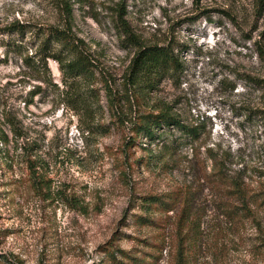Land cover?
<instances>
[{"label":"rangeland","instance_id":"obj_1","mask_svg":"<svg viewBox=\"0 0 264 264\" xmlns=\"http://www.w3.org/2000/svg\"><path fill=\"white\" fill-rule=\"evenodd\" d=\"M67 1L92 64L74 81L38 65L33 33L62 28V7L0 0V264H264V0ZM120 17L177 73L127 85ZM150 113L197 139L136 136Z\"/></svg>","mask_w":264,"mask_h":264},{"label":"trees","instance_id":"obj_2","mask_svg":"<svg viewBox=\"0 0 264 264\" xmlns=\"http://www.w3.org/2000/svg\"><path fill=\"white\" fill-rule=\"evenodd\" d=\"M51 1L56 6L62 7L66 13L67 20L62 28L51 27L42 32L33 33L42 44L38 51L40 53L39 55H41L38 65L44 69L46 68V61L52 59L57 63L59 71L65 79L74 81L86 77L91 71L92 64L83 50V42L72 31L71 24L69 23V19L71 18L69 3L67 0ZM261 5V2L260 5L258 2L257 7ZM119 21V29L126 37L125 42L138 48L126 74L127 85L134 87L137 84L146 82V84H150L151 86L154 84L156 78L160 79L169 74L173 75L177 73L180 64L170 47L157 45L150 47L141 46L135 36L130 32L127 23L122 20V17L119 18ZM5 32L10 35L22 37L23 34L32 33V30L25 24L16 23L9 26ZM104 86L106 95L111 103V108H113V101L115 100L114 93L105 80ZM125 96L126 102H129L128 94L126 93ZM118 122L123 125L125 120H120V116L118 115ZM130 125L131 130L136 136H142L150 142L161 139L163 143L162 147L166 148V150L173 149L175 145H179L185 142V140L197 139L199 134L196 127L185 126L179 118L167 113L159 115L150 113L141 118L135 116L132 118ZM158 129L160 131L162 130V135ZM172 131L179 133L177 140H175L176 137H172ZM12 132L16 136L15 130H12ZM2 139L6 141V138H0V141ZM22 155L23 157H27L25 158L27 170L34 177L35 160L31 159V154L27 152Z\"/></svg>","mask_w":264,"mask_h":264}]
</instances>
